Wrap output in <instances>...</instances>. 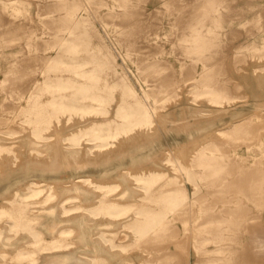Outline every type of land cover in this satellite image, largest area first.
Returning <instances> with one entry per match:
<instances>
[{"label":"rangeland","instance_id":"1","mask_svg":"<svg viewBox=\"0 0 264 264\" xmlns=\"http://www.w3.org/2000/svg\"><path fill=\"white\" fill-rule=\"evenodd\" d=\"M0 264H264V0H0Z\"/></svg>","mask_w":264,"mask_h":264}]
</instances>
